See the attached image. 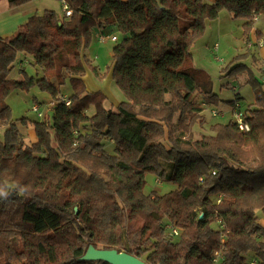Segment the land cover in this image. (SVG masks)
I'll return each mask as SVG.
<instances>
[{"label": "trees", "instance_id": "16d2710c", "mask_svg": "<svg viewBox=\"0 0 264 264\" xmlns=\"http://www.w3.org/2000/svg\"><path fill=\"white\" fill-rule=\"evenodd\" d=\"M34 1L8 0L11 8ZM67 1L71 16L44 10L0 37V187L11 186L0 197V264H108L81 259L91 245L147 264H264V71L242 62L250 51L229 70L258 89L246 110L240 94L227 102L249 129L231 120L196 139L203 113L223 102L191 52L223 10L245 20L252 38L264 0ZM96 29L122 36L108 72L127 100L114 109L83 78L100 75L85 54ZM49 58L64 84L69 77V96L43 70L30 76L23 65V79L10 78L18 63L38 72ZM34 87L57 104L48 120L24 118L20 129L7 99ZM148 174L176 189L145 193Z\"/></svg>", "mask_w": 264, "mask_h": 264}, {"label": "rangeland", "instance_id": "374dc122", "mask_svg": "<svg viewBox=\"0 0 264 264\" xmlns=\"http://www.w3.org/2000/svg\"><path fill=\"white\" fill-rule=\"evenodd\" d=\"M44 3L46 6H43ZM34 5L38 8H50L62 17L65 15L60 0H38ZM42 11H44V9L40 10V13H42ZM244 24L245 20L235 19L227 10H223L216 21L207 22L205 32L197 39L192 47V67L199 70L201 73L208 75L212 82L214 92L223 102L217 107L208 108L203 113L206 123L196 127V139H201L203 136L211 134L210 127L216 123L226 124L231 120L236 119L235 114L231 112L227 102L234 100L237 94H240L242 98V110H246L249 106L255 104L258 89H255L251 84L246 83L249 76L246 74L234 76L229 75V70L239 63V61L236 63L234 62L235 58L249 51L251 56L242 62L250 65L256 75H260V70L258 69L261 68L264 70V67H261L262 64L258 59V56L252 51L253 48L248 50L249 48L247 45L251 38L246 34ZM257 29L264 31V15L255 20L254 32L251 34L253 40H256V37L253 35ZM115 30L116 29H112L113 33L116 32ZM116 34L119 40L122 36L119 35V33ZM116 43H100L98 39L94 37L85 54L90 60H92L93 65L99 68L100 75L97 76L93 71L88 70L86 76L83 77L87 90L104 93L108 97L105 106L112 109H114L119 103L127 100L125 94L116 83L112 81L110 75L111 72H108V69L112 67V48ZM216 45H218V50L214 51ZM24 61L18 63L16 67L20 69L23 65L27 66V73L30 76L35 77L37 76V73L38 76L41 77L44 71V74H46L47 77L59 87L62 94L66 96L70 95L71 81L69 77H66V84L63 83L64 72L62 71L61 66L55 63L54 59L49 58L45 63V67L40 69V71L38 70V72L37 69L26 65ZM229 65H231V67H229ZM106 73L108 76L104 77V74ZM235 87L238 89L237 92L234 91ZM50 101L54 100L49 94L34 87L31 88L29 92L21 90L14 91L8 97L7 104L11 107L13 120L17 122L21 129V127H23L21 120L24 118H28L31 121H44L38 117L37 113L33 112V106L35 104H40L44 111V105ZM95 110L96 109L91 108L88 113L93 115ZM213 111L218 113L216 114L217 116L213 115ZM48 114L51 116L52 112H49ZM22 131L24 142L26 144H30L34 141L33 131L29 129V126L23 128ZM175 189L176 186L174 184L164 183L155 175L148 174L146 176V186L144 191L147 194L156 192L159 195H164ZM16 264L20 263L17 262Z\"/></svg>", "mask_w": 264, "mask_h": 264}, {"label": "crops", "instance_id": "0c3cea01", "mask_svg": "<svg viewBox=\"0 0 264 264\" xmlns=\"http://www.w3.org/2000/svg\"><path fill=\"white\" fill-rule=\"evenodd\" d=\"M209 1L213 2L214 0ZM35 3L36 1L16 8H11L8 0H0V37L7 38L13 36L21 25L27 23L32 16L40 13V10H51L50 8L46 7L38 8L36 5H34ZM43 6H46V4L44 3ZM95 31H98V29ZM252 51H254L258 56V59L262 64L261 67H264V47L259 48L256 46L252 49ZM259 74L261 75V73ZM10 78L19 81L23 79L17 67H15L12 71ZM260 223L264 225V219H262Z\"/></svg>", "mask_w": 264, "mask_h": 264}, {"label": "built area", "instance_id": "2783aa9c", "mask_svg": "<svg viewBox=\"0 0 264 264\" xmlns=\"http://www.w3.org/2000/svg\"><path fill=\"white\" fill-rule=\"evenodd\" d=\"M60 1H61L62 8H63L65 15L71 16L72 15V9H71L68 1L67 0H60ZM95 37L98 39V41L100 43H108V42L116 43V42H118V36L116 33H110V32H106V31H98V32H96ZM255 39L256 40H253V38H251L250 42L247 45L249 48L248 50H251L252 48H254L256 46L259 48L264 47V38L259 39V40L257 38H255ZM217 50H218V45L215 46L214 51H217ZM236 90H237V87L234 88V91H236ZM63 100L66 101L67 106H70V101L67 97H64ZM56 104H57L56 101H50L49 103L44 105V107H45L44 111L42 110V106L40 104H35L33 106V112L37 113L39 118H41L43 120H48V118H49L48 113L53 111ZM216 114H218V113L213 111V115L217 116ZM221 115H224V114H221ZM235 116H236V119L234 121H236L239 124L240 129L241 130H248L249 129L248 126H246L244 124L243 113L237 112V113H235ZM219 223L221 225V229H224L225 225L222 224V222H219ZM167 227H168V229H171V231H172L171 234H173L175 236L179 235L180 229L175 228L174 226H171V225H168ZM220 259H221L220 253L216 252L214 262L217 263ZM252 264H257L256 260H253Z\"/></svg>", "mask_w": 264, "mask_h": 264}, {"label": "water", "instance_id": "95a60500", "mask_svg": "<svg viewBox=\"0 0 264 264\" xmlns=\"http://www.w3.org/2000/svg\"><path fill=\"white\" fill-rule=\"evenodd\" d=\"M83 261H99L108 264H147L144 260L125 252H118L115 249H97L91 245L85 255L81 258Z\"/></svg>", "mask_w": 264, "mask_h": 264}, {"label": "clouds", "instance_id": "9594fccd", "mask_svg": "<svg viewBox=\"0 0 264 264\" xmlns=\"http://www.w3.org/2000/svg\"><path fill=\"white\" fill-rule=\"evenodd\" d=\"M11 186H3V187H0V197H4V198H6V197H8V195H9V188H10ZM21 191H23V189H21Z\"/></svg>", "mask_w": 264, "mask_h": 264}]
</instances>
